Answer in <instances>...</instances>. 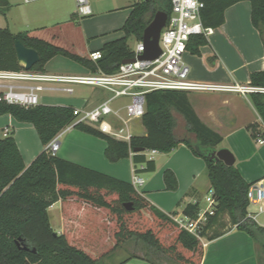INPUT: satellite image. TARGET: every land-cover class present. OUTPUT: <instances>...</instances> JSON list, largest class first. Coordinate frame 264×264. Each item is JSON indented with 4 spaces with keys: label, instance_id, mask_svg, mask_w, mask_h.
Here are the masks:
<instances>
[{
    "label": "trees",
    "instance_id": "16d2710c",
    "mask_svg": "<svg viewBox=\"0 0 264 264\" xmlns=\"http://www.w3.org/2000/svg\"><path fill=\"white\" fill-rule=\"evenodd\" d=\"M201 1L204 4L201 9L203 23L218 28L225 22L226 9L242 0ZM249 1L252 23L264 40V0ZM8 3L0 0L3 12L8 9ZM159 10L170 16L171 0L133 2L121 27L124 35L98 49L102 58L96 62L27 31L14 33L9 27H0V69L23 68L14 46L17 36L40 55L39 62L31 70L45 71L50 59L63 55L92 71L100 68L112 73L124 59L134 56L129 39L143 40L145 28ZM207 42V37L196 34L191 36L187 47L192 53L200 54V47ZM250 84L264 87V70L251 72ZM251 98L264 125V93L253 92ZM176 113L184 119L183 134L178 132ZM3 114L34 125L45 148L26 165L14 135L10 131L4 135L5 130L0 128V264H94L130 238L141 240L154 254H163L176 264H201V239L155 206L131 182L49 153L48 143L73 121L72 106L42 103L24 107L0 102V115ZM140 122L146 133L138 134L132 128L130 141L116 139L83 123L75 128L106 140L105 155L112 162L132 156L137 173L156 170V163L148 158L147 151L170 152L186 144L205 160L217 202L215 213L200 230L201 237L213 239L223 235L229 229L216 230V227H225L223 219L228 217L232 227L245 230L264 245V226L247 217L251 183L244 179L236 164L227 165L215 155L224 138L199 118L188 92L158 90L148 93L146 111ZM249 128L254 138L264 136L258 124ZM164 180L167 189H177L178 180L171 169L164 171ZM58 201L64 204L66 217L73 219L72 232L56 234L52 228L49 208ZM126 203H132L133 208L127 209ZM200 208L199 202L190 203L183 213L196 218Z\"/></svg>",
    "mask_w": 264,
    "mask_h": 264
},
{
    "label": "crops",
    "instance_id": "0c3cea01",
    "mask_svg": "<svg viewBox=\"0 0 264 264\" xmlns=\"http://www.w3.org/2000/svg\"><path fill=\"white\" fill-rule=\"evenodd\" d=\"M37 1H41L43 5L47 3L45 0ZM8 2L12 4L11 8L4 12L0 9V27L8 26L14 33L27 31L30 35L66 48V45L60 42V36L52 32L56 28H61V35L62 31H66L64 0H50L47 5L50 7L43 11L27 9L25 5L19 4L18 0H8ZM132 4L127 6V16L118 30H121L129 16ZM17 6L22 19L20 27L24 26V28L13 30L7 19L14 12L13 7ZM110 10L111 8L102 10L100 13ZM251 12L252 4L249 0H242L231 5L226 9L224 24L215 28V33L207 37V44L200 47L201 53L194 54L187 50L184 60L190 67L192 79L222 84L238 82L246 85L250 84L251 72L264 70V40L252 23ZM108 29L100 31L104 34L106 32L103 31ZM112 39L115 38H104L101 44L91 51L101 49ZM54 58H58L57 60H61L64 64L49 68L51 70L45 68V71L66 74V56L57 55L51 60ZM80 68L82 71L73 74H86L91 71L84 65ZM49 93L53 95H44L43 104L94 106L106 97L102 89L95 87L86 95H77L76 89L73 94L67 96L62 90ZM188 93H195L193 99L190 94L188 97L199 118L223 136L224 140L220 148L226 147L233 152L236 158L235 164L244 179L248 183L264 179V144L257 142L249 128L253 124H258L259 130L264 131V125L252 102L251 93L246 95L228 91ZM131 127L138 134L146 133L141 122H134ZM0 128L14 135L26 165L31 164L45 148L34 125L19 122L10 114L0 115ZM59 136L58 156L132 183L135 175L132 156L112 162L105 155L106 140L76 128L63 129ZM62 136L64 139H61ZM148 158L155 161L156 170L139 172L144 182L135 187L140 193L169 215L175 212L182 213L186 205L190 203L199 202L202 207V198L211 188L206 162L202 157L195 155L186 144H181L170 152L157 151L155 154L148 155ZM144 166L139 165V167ZM166 169H171L176 175L178 187L175 190H169L166 187L164 180ZM59 203L61 202L58 201L53 205L56 206ZM201 241L203 243L201 264H264L263 243L237 227H232L219 237L213 239L204 237ZM259 243L263 246L262 251H260ZM152 254L161 256L153 252ZM129 255L119 264H154L145 253L132 252ZM151 259L160 264L155 258L151 257ZM165 263L174 262L167 258Z\"/></svg>",
    "mask_w": 264,
    "mask_h": 264
},
{
    "label": "built area",
    "instance_id": "2783aa9c",
    "mask_svg": "<svg viewBox=\"0 0 264 264\" xmlns=\"http://www.w3.org/2000/svg\"><path fill=\"white\" fill-rule=\"evenodd\" d=\"M172 13L168 16L160 36L161 54L155 58H140L145 51L143 40L138 41L134 61L121 63L116 71L108 73L102 69L86 74H55L46 71L27 69H0V102L33 107L42 104L45 93L62 90L66 94L75 92V85H89L109 93L94 106H72L73 121L64 129L75 128L79 123L90 125L100 132L116 139L130 141L133 136L131 123L141 120L146 111V95L158 90L237 92L244 95L253 92L264 93V87L232 82L228 84L197 81L190 77V67L184 60L188 42L192 35L209 37L216 29L207 26L201 18L204 6L201 0H171ZM93 14L90 0H76L75 16L87 17ZM89 59L96 62L102 58L100 50L89 53ZM54 84H60L58 87ZM122 104H117L120 99ZM110 117L111 120L109 119ZM116 119L118 122L115 123ZM4 131V135L8 134ZM59 134L47 145L51 155H57L60 148ZM257 142L264 144V136H258ZM157 153L152 149L147 156ZM144 179L135 171L132 184H143ZM250 204L258 207L257 212L248 210L247 217L264 226V179L252 182L248 190ZM206 206L200 208L196 218L185 213L171 214V217L183 228L200 239V230L208 217L215 213L216 199L214 190L205 195Z\"/></svg>",
    "mask_w": 264,
    "mask_h": 264
},
{
    "label": "rangeland",
    "instance_id": "374dc122",
    "mask_svg": "<svg viewBox=\"0 0 264 264\" xmlns=\"http://www.w3.org/2000/svg\"><path fill=\"white\" fill-rule=\"evenodd\" d=\"M18 1L20 2L19 4L25 5L27 9L33 8L35 9V11H38L39 9L40 11H43V9H47L50 7L47 6L50 0H45L47 2L46 5L41 4L42 2L41 1L39 2L37 0H18ZM64 1L66 3V31L65 32L62 31V35H61V28H56L52 32L60 36L61 38L60 42L66 45L67 49L72 50L73 52H77L79 54L88 53L87 55H85L86 57H88L90 51L93 50L94 48H97L101 44L104 38L107 37L119 38L123 36V31L118 30V28L122 25L123 21L127 16V12H128L127 6L137 0H90L94 13L90 16L83 18H77L75 16L76 0H64ZM11 6L12 4L8 3L7 8L9 9L11 8ZM110 8H111L110 11H105L100 13L102 10H109ZM13 9L14 12H12L11 16L8 17L7 22L10 25V27L13 28V30H18L19 28L23 29L24 28L23 25H22L23 27H20L21 26L20 23L22 22V19L20 17V10L18 6L16 8L13 7ZM105 29L108 30L103 31L106 32L103 34L100 30H105ZM34 34H36V32ZM137 44L138 41L136 39L134 38L129 39V45L132 48V50L135 51ZM54 59L53 60L50 59L51 61L49 60L45 64L46 69H49L53 66L62 65L63 62H61V60H57L58 58H56L55 60ZM82 66L83 65L81 63L66 56V74L78 73L82 71V69L80 68ZM92 88L93 86H89V85H81V84L75 85L77 95L78 94L86 95L89 92H91ZM103 92L105 93V96L109 95L107 91L103 90ZM188 94H190L191 98L195 95V93H188ZM52 95H53L52 93H45V96H52ZM67 95L68 94H66V96ZM124 102L125 99L122 98L117 101V104H122ZM176 115L179 123L178 132L183 133L184 119L180 114L176 113ZM111 118L112 117H110L109 119L111 120ZM113 120H115V123L118 122L116 119ZM140 121L141 120H136L134 122L139 123ZM61 139H64V137L62 136ZM53 206L51 207V209H49V216H50L52 228L55 231V233L63 234L66 233V231L72 232L73 219L71 218L66 219V214L64 212L65 211L64 204L61 202L56 206L54 207ZM205 206H206V201H205V197H203L202 208H204ZM65 209H66V205H65ZM248 210L251 212H257L258 207L253 204H250ZM223 222L225 223V227L218 226L216 227V230L224 229V228H228V229L232 228L230 219L228 217H225L223 219ZM210 233H213V231H211ZM259 247H260V251H262L263 246L261 243H259ZM132 252H139L140 254L145 253L148 256L155 258V260L159 261L160 264H176L175 262L165 263L167 256L163 254H161V256H154L152 254L153 249L146 246L144 242L136 238H130L126 240L120 246L115 248L112 252L99 258L94 264H119L120 262L128 258L130 256L129 254Z\"/></svg>",
    "mask_w": 264,
    "mask_h": 264
},
{
    "label": "water",
    "instance_id": "95a60500",
    "mask_svg": "<svg viewBox=\"0 0 264 264\" xmlns=\"http://www.w3.org/2000/svg\"><path fill=\"white\" fill-rule=\"evenodd\" d=\"M167 19V12L163 10H159L156 12L154 18L144 30L143 42L145 45V51L142 55H140V58H155L161 54L162 50L160 47V36L163 27L167 23ZM14 46L19 64L24 69L30 70L35 64L39 62L40 55L38 51L34 48L26 46L17 36L14 37ZM134 60V58H127L122 62H131ZM215 155L227 165H234L236 162V158L233 152L226 147L220 148L215 153ZM125 206L127 207V209L133 208L132 203H126Z\"/></svg>",
    "mask_w": 264,
    "mask_h": 264
}]
</instances>
